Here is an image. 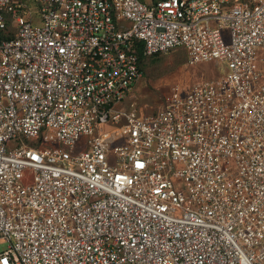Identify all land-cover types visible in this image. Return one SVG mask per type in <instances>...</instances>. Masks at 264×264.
Segmentation results:
<instances>
[{"label":"built area","instance_id":"obj_1","mask_svg":"<svg viewBox=\"0 0 264 264\" xmlns=\"http://www.w3.org/2000/svg\"><path fill=\"white\" fill-rule=\"evenodd\" d=\"M139 44L227 72L124 112ZM259 49L264 0H0V264H264Z\"/></svg>","mask_w":264,"mask_h":264},{"label":"rangeland","instance_id":"obj_2","mask_svg":"<svg viewBox=\"0 0 264 264\" xmlns=\"http://www.w3.org/2000/svg\"><path fill=\"white\" fill-rule=\"evenodd\" d=\"M151 4V0H144ZM228 30H225V35ZM258 55L264 58V50L259 49ZM227 72V69L217 61L189 65L186 54L175 50L163 54L150 63L144 70L143 77L134 86L129 98L119 107L124 112L136 110L141 117L157 112L165 104L166 99L178 89L187 94L194 85L214 80ZM115 125H105V130L115 128ZM85 141V138H82ZM121 144V143H119ZM79 149V148H78ZM110 162L113 163L112 158ZM9 245L0 241V254L8 250Z\"/></svg>","mask_w":264,"mask_h":264},{"label":"trees","instance_id":"obj_3","mask_svg":"<svg viewBox=\"0 0 264 264\" xmlns=\"http://www.w3.org/2000/svg\"><path fill=\"white\" fill-rule=\"evenodd\" d=\"M152 3H158L162 0H151ZM176 50H181L183 51L185 54L186 52L183 49H176ZM135 53L137 54L138 58H139V62H140V68L142 73L144 74V70H146L148 68V65L150 63H156V59L159 58V56H162L163 54H156V55H152V56H146L143 54V48L142 45L139 44L138 47L135 48ZM175 51V50H173ZM187 57V54H186Z\"/></svg>","mask_w":264,"mask_h":264}]
</instances>
